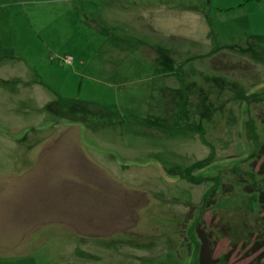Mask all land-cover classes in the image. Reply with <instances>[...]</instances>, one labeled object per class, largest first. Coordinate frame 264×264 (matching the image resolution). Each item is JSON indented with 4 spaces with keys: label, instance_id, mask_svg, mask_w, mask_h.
Listing matches in <instances>:
<instances>
[{
    "label": "rangeland",
    "instance_id": "obj_1",
    "mask_svg": "<svg viewBox=\"0 0 264 264\" xmlns=\"http://www.w3.org/2000/svg\"><path fill=\"white\" fill-rule=\"evenodd\" d=\"M263 143L264 0H0L8 264L256 263Z\"/></svg>",
    "mask_w": 264,
    "mask_h": 264
},
{
    "label": "trees",
    "instance_id": "obj_2",
    "mask_svg": "<svg viewBox=\"0 0 264 264\" xmlns=\"http://www.w3.org/2000/svg\"><path fill=\"white\" fill-rule=\"evenodd\" d=\"M264 150V143L261 145L260 150L257 154L258 156H261L259 153H262V151ZM256 159L253 161L252 166L255 168L256 165ZM255 173L257 175L260 176H264V164H262L261 166H259V168L257 167V169L255 170ZM258 200H259V214L261 217V220L264 222V190H261L258 194ZM196 232H197V236L199 238L200 241V246H199V250H198V263L199 264H217V262L222 259V257L220 255L213 257V250L210 249V241H211V235L205 233V230L202 229V227H200V225L198 224L197 228H196ZM262 241H255L253 243V245L250 246V251L251 253H254L255 251H259L258 253V259L255 262H253V264H260L261 258H264V245L261 242H264V239L261 238ZM254 251V252H253ZM223 260H225L226 262L231 263V260L229 258V256L227 254L224 255ZM235 263V262H233Z\"/></svg>",
    "mask_w": 264,
    "mask_h": 264
},
{
    "label": "crops",
    "instance_id": "obj_3",
    "mask_svg": "<svg viewBox=\"0 0 264 264\" xmlns=\"http://www.w3.org/2000/svg\"><path fill=\"white\" fill-rule=\"evenodd\" d=\"M146 4L147 5L145 6V8L154 9L155 10V11H153L154 13H152V15L155 14V13L157 14L156 16H154V19H151V14L150 13H148V14L146 13L145 15H143V17L146 19V23H147L146 26L147 27H155V28L156 27H159L160 24H163V20L166 19V15L161 14V11H165L166 10V7H164V6L161 7L160 5H156L154 2H151V1H147ZM175 53L176 52H174L173 54H175ZM177 53L180 54V52H178V51H177ZM148 57H150V58L151 57H156V55H155V53H154V55L150 53V54H148ZM164 57H170V56H167L165 54ZM18 76H19V79H17V81H18V84L19 85L17 87L18 88L17 90H22V88H24V89H30L31 91L32 90L37 91V90L40 89V85L39 84H33V85L38 86V87L34 88L32 86L27 85V83H26V82H28L27 81V77H23L21 74L20 75L18 74ZM28 84H30V82H28ZM21 85H23V86H21ZM24 86H27V87H24ZM57 100H58V102L60 101L59 99H57ZM47 101L48 100L44 99L43 102H42V104L45 106V104H46ZM4 248H6L8 250H11V251L12 250H16V249L19 250V249H21V243L13 242L11 246L4 247ZM3 259H8V258H6V257H0V264L15 263V262H19L20 260H24L25 258L24 257H20V259H15V258L14 259H8V260H3Z\"/></svg>",
    "mask_w": 264,
    "mask_h": 264
},
{
    "label": "built area",
    "instance_id": "obj_4",
    "mask_svg": "<svg viewBox=\"0 0 264 264\" xmlns=\"http://www.w3.org/2000/svg\"><path fill=\"white\" fill-rule=\"evenodd\" d=\"M67 61H69L68 59H66Z\"/></svg>",
    "mask_w": 264,
    "mask_h": 264
}]
</instances>
